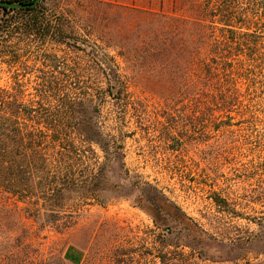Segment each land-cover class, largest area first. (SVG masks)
I'll return each instance as SVG.
<instances>
[{
	"label": "rangeland",
	"instance_id": "rangeland-1",
	"mask_svg": "<svg viewBox=\"0 0 264 264\" xmlns=\"http://www.w3.org/2000/svg\"><path fill=\"white\" fill-rule=\"evenodd\" d=\"M46 5L58 13L46 11L47 19L64 17L71 43L95 46L113 58L129 81L128 91L151 99L123 116L124 168L114 165L106 181L91 179L104 161L97 148L95 156L65 160L78 165L75 177L87 184L63 201L66 212L80 209L73 227L59 232L63 216L40 230L22 204L15 207L0 195V264H69L63 258L68 246L82 250L80 264H264V0H46ZM22 39L0 34L4 103L30 110L45 105L44 80L58 73L43 55L54 52L81 77L79 89L70 93L87 92L94 99L104 91L82 52L40 45L32 36ZM152 42L155 54H146ZM222 56L232 68L217 67L220 83L212 93L217 100L234 97L233 106L221 110L213 103L192 112L155 104L171 91L180 67ZM114 101L107 96L100 105L98 120L107 131L119 126ZM168 115L178 122L174 141L159 136ZM10 121L31 125L24 115ZM145 183L156 192L140 193ZM104 189L106 204L100 206L92 191ZM155 195L172 208L151 199Z\"/></svg>",
	"mask_w": 264,
	"mask_h": 264
},
{
	"label": "trees",
	"instance_id": "trees-1",
	"mask_svg": "<svg viewBox=\"0 0 264 264\" xmlns=\"http://www.w3.org/2000/svg\"><path fill=\"white\" fill-rule=\"evenodd\" d=\"M33 1L9 0L15 4ZM51 9L54 8L47 6L46 0H41L32 8L0 7V34L5 33L6 39H13L17 34L23 36L22 40L32 36L40 45L63 46L82 52L90 64H87V69L99 75V82L105 85V89L96 94L94 99L87 92L70 93L71 90L79 89L81 77L76 75L75 69L72 70L66 63L59 61L54 52L43 55L50 69L58 73V76L52 74L44 80V106L30 110L14 103H4L0 97V195L1 199L13 200L15 207L22 204L26 218L31 219L40 230L55 224L64 216L66 221L59 226L61 232L76 224L80 210L74 208L66 212L63 201L87 186L85 181L75 177L78 165L66 163L65 160L88 158L84 156L87 154L95 156L94 147L97 148L103 154L104 161L98 165L91 179L106 181L114 165L124 168V135L121 130L123 116L130 107L133 111L145 108L151 98L128 91L129 81L122 79L113 58H108L95 46L71 43L73 32L67 30L64 17L60 14L58 17L46 18L45 12L48 10L52 15L58 14L55 13L56 8L55 12ZM231 35L233 39V34ZM155 49L153 42L151 45L147 44L146 54L152 55ZM235 51L238 52V44ZM226 59L222 56L210 64L203 61H197L196 64L194 60L187 62V66L180 67L179 73L171 79V91L155 104L169 111L179 106L183 111L188 108L196 112L200 106L208 108L213 103H218L221 110L230 108L236 101L234 97L223 96L217 100L212 93L219 88L217 86L220 83L217 67L225 72L232 68V63ZM65 71L74 76L66 75ZM228 80L224 82L229 83ZM107 96L115 100L119 115V126L108 131L98 120L101 102ZM19 115H24L31 125L26 127L18 122L12 125L10 120ZM158 118L159 116L155 120L160 123ZM189 120L187 118L185 122ZM163 121L165 130L159 136L164 140L174 141L173 130L178 124L177 119L168 115L163 117ZM138 191L142 194L156 192L148 183L140 185ZM92 192L95 194V201L101 199L99 205L104 206L105 189ZM157 196L151 199L157 198L162 206L172 208L163 196ZM5 203L7 204L6 201Z\"/></svg>",
	"mask_w": 264,
	"mask_h": 264
},
{
	"label": "crops",
	"instance_id": "crops-1",
	"mask_svg": "<svg viewBox=\"0 0 264 264\" xmlns=\"http://www.w3.org/2000/svg\"><path fill=\"white\" fill-rule=\"evenodd\" d=\"M82 250L78 247L68 246L63 252V258L69 264H80L83 260Z\"/></svg>",
	"mask_w": 264,
	"mask_h": 264
},
{
	"label": "water",
	"instance_id": "water-1",
	"mask_svg": "<svg viewBox=\"0 0 264 264\" xmlns=\"http://www.w3.org/2000/svg\"><path fill=\"white\" fill-rule=\"evenodd\" d=\"M41 0H34L32 3L28 4H15L9 1H0V7L3 8H10V9H25V8H32L36 6Z\"/></svg>",
	"mask_w": 264,
	"mask_h": 264
}]
</instances>
